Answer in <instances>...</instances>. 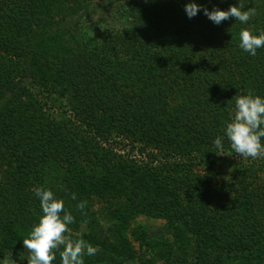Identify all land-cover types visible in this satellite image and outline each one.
Instances as JSON below:
<instances>
[{"label":"trees","instance_id":"1","mask_svg":"<svg viewBox=\"0 0 264 264\" xmlns=\"http://www.w3.org/2000/svg\"><path fill=\"white\" fill-rule=\"evenodd\" d=\"M93 1L0 0V264L21 257L42 215L36 187L64 200L66 235L100 249L85 264H264V158L235 153L224 131L236 96L264 97V47L252 56L238 35L264 30V0H240L256 9L247 24L219 25L185 5L239 0H114L128 25L75 40L56 17ZM216 153L237 161L228 179ZM94 199L107 223L98 236ZM140 216L171 235L148 241L135 227L151 253L137 260L126 231Z\"/></svg>","mask_w":264,"mask_h":264},{"label":"clouds","instance_id":"2","mask_svg":"<svg viewBox=\"0 0 264 264\" xmlns=\"http://www.w3.org/2000/svg\"><path fill=\"white\" fill-rule=\"evenodd\" d=\"M201 10L217 25L230 17L241 24H247L256 15L255 8L245 10V5L240 0L238 6H230L227 10L213 8L209 11L206 7L201 9L200 5L192 2L185 5L189 18ZM238 35L239 47L252 56L257 54V49L264 47V30L255 34L251 27L241 28ZM224 131L230 148L235 153L244 158H264V97L254 95L252 90H248L245 95L236 96L234 115ZM214 144L218 152L224 151L223 137L217 136ZM33 191L39 199L42 215L23 239L24 248L29 252L28 264H53L56 251L61 246V264H85L84 256H94L100 250L98 246L94 247L84 239L73 240L70 235H66L70 233L68 226L74 223V216L65 211L63 199L57 198L51 190L44 187H36ZM70 197L76 200L75 193H71ZM86 204V200L81 201L76 208L83 214ZM2 264H17V261L12 259L10 252Z\"/></svg>","mask_w":264,"mask_h":264},{"label":"rangeland","instance_id":"3","mask_svg":"<svg viewBox=\"0 0 264 264\" xmlns=\"http://www.w3.org/2000/svg\"><path fill=\"white\" fill-rule=\"evenodd\" d=\"M74 14L70 13L72 6L66 7L63 11L61 9V15L56 17L59 24H64L74 31L77 38L80 41H91L92 43H99L106 39V37L112 32L121 27L128 25L129 19L123 10V8L116 4L114 0H101L93 1L88 5L82 7ZM62 21V22H61ZM118 139L117 141H119ZM237 161L234 158L228 157V155H218L216 157V175L219 179L225 180L230 177V174L234 171ZM90 213L94 215L95 219L99 220V227L95 228V234L98 236L100 233H105L107 228V223L102 220V206L95 199L89 202ZM144 227L146 230L148 241H164L170 238V231L165 227L164 223L160 221H155L152 219H147L144 217L135 218L130 225L128 231V236L131 239L130 231L134 230L135 227ZM102 229V231H101ZM131 244L135 250V256L137 260L141 258H148L151 255L145 247H141L131 239ZM58 251H61L59 249ZM29 252L24 249L21 257L14 260L17 264H27V257ZM59 253L56 254V259L53 264H61V258ZM8 256V255H7ZM6 256V257H7ZM57 257H59L57 259ZM135 264L136 262H132ZM136 264H139L137 261Z\"/></svg>","mask_w":264,"mask_h":264}]
</instances>
